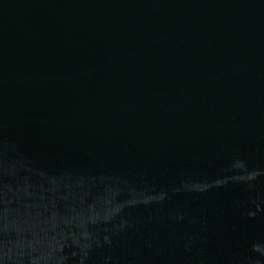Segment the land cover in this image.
<instances>
[{
	"label": "water",
	"instance_id": "obj_1",
	"mask_svg": "<svg viewBox=\"0 0 264 264\" xmlns=\"http://www.w3.org/2000/svg\"><path fill=\"white\" fill-rule=\"evenodd\" d=\"M0 264H264V0H0Z\"/></svg>",
	"mask_w": 264,
	"mask_h": 264
}]
</instances>
